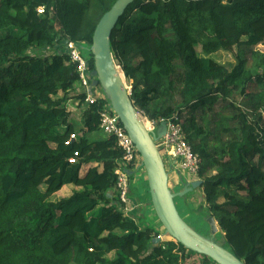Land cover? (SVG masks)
<instances>
[{"label":"trees","instance_id":"16d2710c","mask_svg":"<svg viewBox=\"0 0 264 264\" xmlns=\"http://www.w3.org/2000/svg\"><path fill=\"white\" fill-rule=\"evenodd\" d=\"M117 1L0 0V264H192L200 256L172 241L149 250L151 237L109 194L121 152L112 139L89 137L100 132L97 107L86 108L77 139L66 108L75 66L59 53L29 55L65 38L90 47ZM242 46L264 57V0H137L111 40L137 110L151 121L180 117L223 247L264 264V75L243 60L228 70L207 58ZM160 94L170 97L161 107ZM68 185L81 190L53 201Z\"/></svg>","mask_w":264,"mask_h":264},{"label":"water","instance_id":"95a60500","mask_svg":"<svg viewBox=\"0 0 264 264\" xmlns=\"http://www.w3.org/2000/svg\"><path fill=\"white\" fill-rule=\"evenodd\" d=\"M136 1L118 0L99 21L92 44L87 48L94 61L92 76L96 77V80L93 84L102 88L142 158L151 204L165 229V235L188 251L207 257L215 264H245L231 250L200 235L180 216L175 200L201 188L203 181L188 184L181 177L183 190L180 193L171 191L169 172L156 144L166 135L167 127L162 124L156 133L148 130L146 119L137 110L132 101V93L117 68L111 49L112 34L120 19ZM207 221L212 235H215L218 232L217 222L213 217H209ZM155 242L158 245L161 237Z\"/></svg>","mask_w":264,"mask_h":264},{"label":"built area","instance_id":"2783aa9c","mask_svg":"<svg viewBox=\"0 0 264 264\" xmlns=\"http://www.w3.org/2000/svg\"><path fill=\"white\" fill-rule=\"evenodd\" d=\"M38 12L42 14L44 8H39ZM87 48L89 47L86 45H80L65 38L62 44L58 46L56 53L66 55L69 63L75 66L77 75L76 91H78V95L84 98L82 105L85 108L94 106L98 108L100 132L106 139H112L116 148L121 152V159L117 161L114 170V191L117 202L122 207L124 217L131 219L137 208L132 202V183L136 176L145 173V169L136 146L126 132L120 118L114 112L110 101L104 93L98 90L99 87H95L93 84L96 80V77L92 76L94 71V67H92L93 58L84 55L85 52H88ZM78 104H81V100L78 101ZM66 108L69 110L68 105ZM146 124H148V130L154 133L162 124L167 127L164 138L156 143L166 168L173 169L178 174L187 175L188 184L200 181L198 175L202 168L201 157L195 153L193 147L187 141L180 117L175 115L160 121L149 122L146 120Z\"/></svg>","mask_w":264,"mask_h":264},{"label":"rangeland","instance_id":"374dc122","mask_svg":"<svg viewBox=\"0 0 264 264\" xmlns=\"http://www.w3.org/2000/svg\"><path fill=\"white\" fill-rule=\"evenodd\" d=\"M57 50H58V45L55 48L51 50L43 51L42 53L37 52V51H31L29 52V55L48 57L50 54H55ZM259 51H261V48H259ZM84 55L86 57L91 58V54L89 52H85ZM207 58L215 60L222 66L226 67L228 70L235 68L239 64V62L243 60L247 63V70H249L250 73L254 75H258V74L264 75V57H259L258 54L251 53V50L246 46L237 47V48L235 47L231 49L230 51H222L217 54L211 55ZM125 83L127 85V88L132 93V86L134 84V81L131 79H126ZM98 90L101 93H103L101 87H99ZM258 90L263 91L262 89H258ZM158 97H159V101L155 102L154 104L158 103L160 107H161V104H163L164 100L167 101L168 98L170 99V97H163L161 99V94ZM172 97L175 101L177 102L180 101V97L178 95H172ZM241 101L243 100L239 99V102ZM80 113L81 115H83V111H81ZM143 116L147 121L149 122L151 121L150 119H148V117H145V115ZM71 119H72V116H71ZM71 121L73 124H75L77 128V132H78L77 139H80L81 137H83V134L81 131L83 130V127H84V120H82V117H80L79 119L73 118ZM98 135L99 137L105 138L101 132H99ZM89 137L92 138L93 136H89ZM99 137H93L92 139L94 140ZM180 177H183L184 179L186 178V182L188 180L187 175H183V174L173 175V179L169 183V187L173 193H180L183 190V184L179 180ZM74 190L75 188L73 189V191ZM80 190L81 189H79V191ZM73 191L68 192L66 190L63 192L62 195L65 197L71 196ZM131 193H132V200L136 201V202L133 201L134 205L137 206L136 211L139 209L137 213H134L131 216L132 217L131 219L140 226L141 230L144 233H146L147 235H149V237H151V244L149 245V250H152L153 246L157 244V242L155 241L159 237H161V242L158 244L163 245L165 242H169V241L173 242L171 237L165 235V229L160 223L159 219L157 218L153 210V207L151 204V198L149 194L147 176L145 173L135 177L132 183ZM112 197L113 199H116L115 192ZM175 203L180 213V216L185 220V222L191 228H193L200 235L208 239H212L217 244L221 246H227L225 234L222 232L219 226H218V232L215 235H212L210 224L207 221L208 218L211 217V214L207 210L206 203H205V196H204L202 188H199L196 191L189 193L182 198L180 197L177 198L175 200ZM116 208L119 211H122V207L119 205L118 202L116 203ZM115 258H116L115 254H111L108 256V259L110 260H114ZM191 261H192V264H213L211 262L205 263L200 256H193Z\"/></svg>","mask_w":264,"mask_h":264},{"label":"crops","instance_id":"0c3cea01","mask_svg":"<svg viewBox=\"0 0 264 264\" xmlns=\"http://www.w3.org/2000/svg\"><path fill=\"white\" fill-rule=\"evenodd\" d=\"M77 88V87H76ZM61 95H62V93L61 94H59V96H58V98L59 99H61L62 97H63V95H62V97H61ZM78 95V91H76L74 94H72V96H70V99L67 101V104H66V106L68 105V111L69 112H71L72 114V119L73 118H76V119H79L80 117H82V120H84V113L86 112V108L83 106V105H79L78 104V99L76 98V96ZM81 111H83V115H81ZM93 137H99V135H92ZM92 137V138H93ZM97 139H104V138H102V137H99V138H97ZM93 166H98V165H93ZM92 166H89V167H85L83 170H82V174L83 173H85L86 171H88L89 170V168H91ZM99 169H100V171H102L103 170V168H102V166H99ZM167 170H168V172H169V183L172 181V179H173V175H176V174H178L177 172H175L173 169L171 170V169H168L167 168ZM172 175V176H171ZM175 177V176H174ZM180 181H182L181 180V177H180V179H179ZM184 181H186V178L184 179ZM182 183V182H181ZM75 188V190L74 191H79V189L80 188H77V187H75V186H73V185H68V186H65V187H63V189L60 191V192H58L56 195H54V197L52 198V200L53 201H55V202H58V201H61V200H66V199H69L75 192L73 191V189ZM68 191V192H72L73 191V193H72V195L71 196H67V197H65V196H63L62 194H63V192L64 191ZM114 189L113 190H111V192L109 193L110 194V196L112 197L113 196V194H114ZM144 194V193H143ZM115 196H116V194H115ZM131 197H132V193H131ZM55 198V199H54ZM133 201H135V200H132V202ZM136 202V201H135ZM134 204V203H133ZM139 207V206H138ZM137 209V208H136ZM136 209H135V211H136ZM139 210V209H138ZM137 210V211H138ZM134 211V213H137V211L135 212Z\"/></svg>","mask_w":264,"mask_h":264},{"label":"bare ground","instance_id":"6f19581e","mask_svg":"<svg viewBox=\"0 0 264 264\" xmlns=\"http://www.w3.org/2000/svg\"><path fill=\"white\" fill-rule=\"evenodd\" d=\"M147 125V127H148V124H146Z\"/></svg>","mask_w":264,"mask_h":264},{"label":"flooded vegetation","instance_id":"af4514ba","mask_svg":"<svg viewBox=\"0 0 264 264\" xmlns=\"http://www.w3.org/2000/svg\"><path fill=\"white\" fill-rule=\"evenodd\" d=\"M182 182V181H181ZM182 184H184L183 182H182Z\"/></svg>","mask_w":264,"mask_h":264}]
</instances>
